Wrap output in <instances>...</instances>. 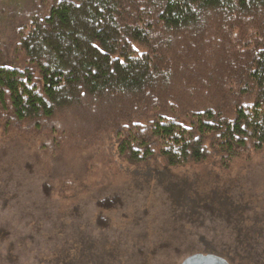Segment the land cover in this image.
Returning <instances> with one entry per match:
<instances>
[{"label": "trees", "instance_id": "16d2710c", "mask_svg": "<svg viewBox=\"0 0 264 264\" xmlns=\"http://www.w3.org/2000/svg\"><path fill=\"white\" fill-rule=\"evenodd\" d=\"M14 132L44 137L36 161L45 145L108 140L148 177L250 159L264 149V0H0L1 204L52 242L45 264H172L187 233L110 227L132 190L52 193L33 160L14 166Z\"/></svg>", "mask_w": 264, "mask_h": 264}, {"label": "rangeland", "instance_id": "374dc122", "mask_svg": "<svg viewBox=\"0 0 264 264\" xmlns=\"http://www.w3.org/2000/svg\"><path fill=\"white\" fill-rule=\"evenodd\" d=\"M15 137L16 132L15 167L17 160H33L31 155H36L33 150L45 144L44 137L40 140L22 135L18 141ZM86 138L74 147L72 144L45 145L36 156L38 161L33 160L38 179L35 182L40 184L49 179L53 185L47 189L52 193H59L62 186H65L63 193L69 192L68 187L72 188L75 198L78 194L85 195L87 203V193L91 192L86 191L89 184L96 194L112 185L117 187L112 188V192L132 190L129 203L112 216L110 227H124L134 219L155 227L165 222L166 238L170 235L184 238L187 233V241L179 247L180 252L169 259L172 264L187 251L217 254L230 264H234L233 260L242 264H264V149L248 160H234L226 170L209 160L171 168L167 176L148 177L145 168L136 169L122 162L114 154L110 141L89 142ZM27 163L30 162H24L23 169L30 177L33 172L29 171ZM168 188L173 190L171 194L166 191ZM1 201L2 197L0 264H45L56 252L52 242L32 229L31 214L22 216L19 210L14 212V206L6 207ZM180 219L186 222L183 224L186 232L179 228ZM157 239H161V235ZM219 242L222 248L217 247ZM196 244L203 249L197 250Z\"/></svg>", "mask_w": 264, "mask_h": 264}, {"label": "water", "instance_id": "95a60500", "mask_svg": "<svg viewBox=\"0 0 264 264\" xmlns=\"http://www.w3.org/2000/svg\"><path fill=\"white\" fill-rule=\"evenodd\" d=\"M180 264H230L224 257L213 253L196 252L186 256Z\"/></svg>", "mask_w": 264, "mask_h": 264}]
</instances>
